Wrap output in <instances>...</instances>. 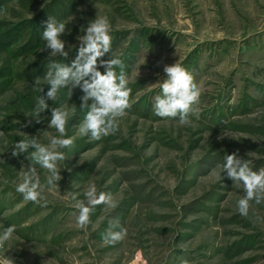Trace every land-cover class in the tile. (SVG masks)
I'll use <instances>...</instances> for the list:
<instances>
[{
	"label": "rangeland",
	"instance_id": "rangeland-1",
	"mask_svg": "<svg viewBox=\"0 0 264 264\" xmlns=\"http://www.w3.org/2000/svg\"><path fill=\"white\" fill-rule=\"evenodd\" d=\"M96 16L111 22V50L100 59L120 56L131 89L118 127L100 139L79 131L88 111L79 86L48 100L44 79L52 60L71 64ZM49 17L67 24V57L45 48ZM176 61L200 91L183 124L153 110L164 66ZM39 96L50 107L37 116ZM60 106L74 141L62 149L60 180L39 202L24 200L16 184L34 164L35 149L16 156L14 144L32 136L47 144L58 136L49 121L51 108ZM233 153L253 170L264 168V0H0V232L15 225L0 243V258L264 264V198L250 201L247 215L239 213L243 186L221 168ZM35 167L43 182L47 170ZM90 183L111 193L115 207L96 205L81 227L72 194L84 199ZM110 225L126 228V236L106 242Z\"/></svg>",
	"mask_w": 264,
	"mask_h": 264
},
{
	"label": "clouds",
	"instance_id": "clouds-1",
	"mask_svg": "<svg viewBox=\"0 0 264 264\" xmlns=\"http://www.w3.org/2000/svg\"><path fill=\"white\" fill-rule=\"evenodd\" d=\"M42 32L45 48H50L51 56H68L67 41L62 39L66 33V22L55 17H49ZM111 22L107 16H96L89 21L83 36L80 37V46L77 55L71 64L58 60L50 62L49 70L44 79L49 85L46 92L48 100L57 97L62 88L70 87L71 91L77 86L84 95L80 98L81 107H88L79 131L82 134L91 133L92 138L100 139L118 127L117 117L124 115L129 107V94L127 74L120 56L110 53L108 59H100L111 50L112 37L110 35ZM103 67V71H101ZM117 68L120 69L117 72ZM54 69V71H53ZM166 78L159 83L160 93L154 97L153 110L160 117H179L181 124L188 121L191 106L199 100L200 91L193 82L192 74L181 63L175 62L164 66ZM44 91L43 86L39 89ZM91 100V104L88 101ZM49 104L43 96L37 98L33 109L35 115L49 109ZM68 111L63 106L51 108L49 126H54L59 133L52 136L47 144L41 143L35 136L29 139L16 141L14 155L19 156L31 146L34 164L23 174L22 182L16 184V191L21 193L24 200L39 202L42 193L47 188L51 190L60 180L58 162L65 158V149L73 144V138L66 135ZM27 123H31L29 120ZM35 164L47 170L46 179L42 182L37 173ZM222 173L227 174L234 182L242 184L244 195L237 200V210L241 215H247L250 201L257 203L264 198V168L253 170L248 163L235 153L227 154L221 165ZM77 210V223L84 227L88 224L90 213L98 204H107L115 207L112 194L99 191L95 183H90L84 191V199H78L76 193L72 194ZM113 225L107 229L104 239L115 243L122 240L127 229L120 227L113 230ZM15 232V225H9L0 232V243L9 240ZM0 264H14L9 257L0 258Z\"/></svg>",
	"mask_w": 264,
	"mask_h": 264
}]
</instances>
